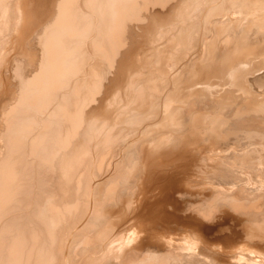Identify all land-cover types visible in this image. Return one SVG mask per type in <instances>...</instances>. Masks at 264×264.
I'll use <instances>...</instances> for the list:
<instances>
[{"label":"bare ground","instance_id":"6f19581e","mask_svg":"<svg viewBox=\"0 0 264 264\" xmlns=\"http://www.w3.org/2000/svg\"><path fill=\"white\" fill-rule=\"evenodd\" d=\"M263 178L264 0H0V264H264Z\"/></svg>","mask_w":264,"mask_h":264},{"label":"rangeland","instance_id":"374dc122","mask_svg":"<svg viewBox=\"0 0 264 264\" xmlns=\"http://www.w3.org/2000/svg\"><path fill=\"white\" fill-rule=\"evenodd\" d=\"M159 1V0H158ZM263 180H264V178H263ZM184 190V189H183ZM188 191V190H187ZM181 200V201H180ZM187 200V199H186ZM186 200H184V199H176V202L177 203H175V204H173V203H170V204H166V207L165 208H167V209H169L170 210V208H171V206L174 208H177V209H181V211L180 212H178V215H181L183 218H186V217H188V218H191V216L190 215H194L192 212H189V209H190V207L189 206H187L189 203L188 202H186ZM185 202V203H183V202ZM182 203V204H181ZM172 204V205H171ZM181 206H180V205ZM186 205V207H185V205ZM168 205H170V206H168ZM184 206V207H183ZM183 208H187L188 209V211H185L184 213H183V211H184V209ZM182 209H183V211H182ZM190 216V217H189ZM235 215H228V217L227 218H225V220L223 221V222H220V223H218V225H215L214 226V224H213V229L211 230V231H209V235L211 236V234H213V237L211 236V238H210V242H212L213 244H229V243H233L234 244V242H235V244L236 245H238V244H242V242H240L241 240H243L242 239V232H243V230H241L242 228H241V225L239 224L240 222H239V220L237 221L236 220V218L234 217ZM193 218V217H192ZM210 225H212V223H210ZM228 225V226H227ZM225 226V227H224ZM218 229V230H217ZM217 230V231H216ZM216 231V232H215ZM223 231V232H222ZM213 232H215V233H213ZM219 232V233H218ZM250 234H252L253 233V235H254V231H251V232H249ZM248 233V234H249ZM263 233V232H262ZM215 235V236H214ZM220 235H221V237H220ZM219 236V237H218ZM227 236H230L229 238H231V240L232 241H230V239L227 237ZM263 239H264V233L263 234H261L260 235ZM217 237L219 238V239H217ZM227 237V239L229 240H227V239H225ZM224 238V239H223ZM221 239H223V240H221ZM238 241V243H237V241ZM224 241V242H223ZM227 241V242H226ZM219 242H221V243H219ZM226 242V243H225ZM229 242V243H228ZM244 242H246V240L244 241ZM247 243V242H246ZM250 244V243H249ZM248 243H247V245L246 246H248L249 245ZM149 264V262H145V264ZM258 264H262V263H258Z\"/></svg>","mask_w":264,"mask_h":264}]
</instances>
